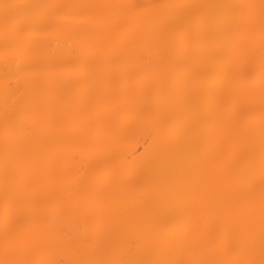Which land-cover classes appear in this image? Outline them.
Masks as SVG:
<instances>
[{
  "label": "bare ground",
  "instance_id": "1",
  "mask_svg": "<svg viewBox=\"0 0 264 264\" xmlns=\"http://www.w3.org/2000/svg\"><path fill=\"white\" fill-rule=\"evenodd\" d=\"M23 2L105 7L0 23V264L259 260L262 0Z\"/></svg>",
  "mask_w": 264,
  "mask_h": 264
},
{
  "label": "snow or ice",
  "instance_id": "2",
  "mask_svg": "<svg viewBox=\"0 0 264 264\" xmlns=\"http://www.w3.org/2000/svg\"><path fill=\"white\" fill-rule=\"evenodd\" d=\"M69 7H79L83 11L81 15H86L91 11L98 10L102 5H78L70 6L59 3L38 4L32 2H18L5 3L0 5V23L3 24L6 30H10L15 26L18 18H26L35 28L46 24L48 21L55 17L63 16L66 14V9ZM114 15H119L123 9L136 10L141 15L139 19L147 25L148 22L155 18H162L169 15H177L186 13L193 9L205 7L197 2V0H142V2H136L131 4L115 5ZM264 10V0H262L260 6ZM204 42H214L224 39L218 35H204L197 38ZM146 41L140 40L139 44H145ZM262 114H264V105H262ZM218 248L225 247L224 242H218L216 244ZM249 258H234V259H186V260H156V261H100L96 264H264V242L261 244L260 259L256 260L251 258L254 256V249L248 250ZM5 264H17L16 261H6ZM38 264H51L48 261H40ZM63 264V262H61ZM71 264H90V262L76 260Z\"/></svg>",
  "mask_w": 264,
  "mask_h": 264
}]
</instances>
